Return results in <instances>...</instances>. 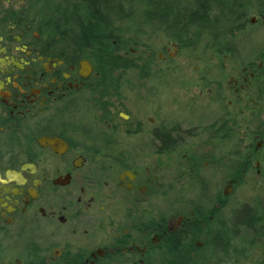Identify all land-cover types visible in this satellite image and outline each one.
<instances>
[{
  "label": "flooded vegetation",
  "instance_id": "1",
  "mask_svg": "<svg viewBox=\"0 0 264 264\" xmlns=\"http://www.w3.org/2000/svg\"><path fill=\"white\" fill-rule=\"evenodd\" d=\"M207 2L185 35L153 0H0V264H264V42L233 82L200 76L217 119L167 108L177 57L239 59L264 34V0ZM181 151L154 179L148 158Z\"/></svg>",
  "mask_w": 264,
  "mask_h": 264
},
{
  "label": "rangeland",
  "instance_id": "2",
  "mask_svg": "<svg viewBox=\"0 0 264 264\" xmlns=\"http://www.w3.org/2000/svg\"><path fill=\"white\" fill-rule=\"evenodd\" d=\"M255 42L260 44L248 43L239 59H196L188 55H180L177 57L173 63L174 66L177 67V72L173 74V77L176 80L175 82L178 83L171 89L174 101L172 100V102L167 105L170 119L181 118L182 120L184 119V124L195 125L200 122H210L224 114L223 107L220 104H211L208 101L204 104L203 100L205 99H202V101L198 103L199 91L197 85L203 83V81H200V76L204 75L207 78V83H214V79L216 78H226L225 80L227 82H233L237 77L236 74L239 72L242 73L244 61H249L252 57V52L264 42V34H262V36L261 34L258 35ZM254 87L256 88V86ZM253 92L255 93V91ZM128 97L126 102L128 110L133 112L135 116H139V107L142 105L141 101H144L142 100L141 91L129 93ZM247 100L248 99L245 97V102L233 103L226 107V110L229 111L228 115L230 114L232 118L234 117L239 121L240 125L243 121H247L254 115V109L256 108L255 101ZM226 104L227 102H225V105ZM143 107L145 108V104ZM154 107L158 106L154 103ZM152 116L156 117V114L153 113ZM163 117H166V115L159 114V120ZM193 141L194 139L190 142L193 143ZM187 152L189 153V151ZM181 157L182 151L168 157L154 155L148 158L147 166L154 179L161 180L163 177H171L173 174L177 173V163ZM186 179L189 178L186 177ZM251 192L252 189L249 190V193ZM193 193L194 191H190L188 187L187 195H193Z\"/></svg>",
  "mask_w": 264,
  "mask_h": 264
},
{
  "label": "trees",
  "instance_id": "3",
  "mask_svg": "<svg viewBox=\"0 0 264 264\" xmlns=\"http://www.w3.org/2000/svg\"><path fill=\"white\" fill-rule=\"evenodd\" d=\"M187 3H191L188 0H169L168 3L165 0H153V7L156 11V19H162V11L167 8L170 11V20L171 19H180L184 23L183 33L187 35L189 32L190 24H193L196 18L201 22L202 20H206V9L208 6L207 0H202L199 3V8L194 9L189 6ZM182 7H178V5ZM187 4V5H186ZM179 14V17L176 14ZM166 18V17H164ZM105 22L107 19L104 17ZM96 30L95 25L92 22H89L87 26L82 27L81 35H85V38L94 35V31Z\"/></svg>",
  "mask_w": 264,
  "mask_h": 264
}]
</instances>
